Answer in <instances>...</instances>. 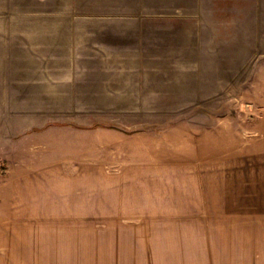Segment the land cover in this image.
Listing matches in <instances>:
<instances>
[{
	"label": "crops",
	"instance_id": "0c3cea01",
	"mask_svg": "<svg viewBox=\"0 0 264 264\" xmlns=\"http://www.w3.org/2000/svg\"><path fill=\"white\" fill-rule=\"evenodd\" d=\"M73 65L70 77L62 67L57 78L31 80V90L47 93L39 106L89 98L73 105L111 107L118 102L97 101L134 83L126 67ZM0 75V264H255L264 238V98L251 141L226 125L224 135L237 139L221 148L208 140L203 152L168 131L128 134L108 115L85 128L16 115Z\"/></svg>",
	"mask_w": 264,
	"mask_h": 264
},
{
	"label": "rangeland",
	"instance_id": "374dc122",
	"mask_svg": "<svg viewBox=\"0 0 264 264\" xmlns=\"http://www.w3.org/2000/svg\"><path fill=\"white\" fill-rule=\"evenodd\" d=\"M94 62L133 70L127 91L114 90L123 96L97 101L119 105L75 106L95 101L70 98L62 101L69 106L55 99V106H39L47 93L31 90L32 79L57 78L62 67L68 77L71 63ZM0 72L6 110L16 115L47 114L74 128L108 115V125L128 134L168 131L203 152L208 140L221 148L237 139L224 135L226 125L233 134L242 127L249 142V122L264 98V0H0ZM255 264H264V238Z\"/></svg>",
	"mask_w": 264,
	"mask_h": 264
},
{
	"label": "built area",
	"instance_id": "2783aa9c",
	"mask_svg": "<svg viewBox=\"0 0 264 264\" xmlns=\"http://www.w3.org/2000/svg\"><path fill=\"white\" fill-rule=\"evenodd\" d=\"M5 171H6L5 162H3L2 160H0V174L5 173Z\"/></svg>",
	"mask_w": 264,
	"mask_h": 264
}]
</instances>
